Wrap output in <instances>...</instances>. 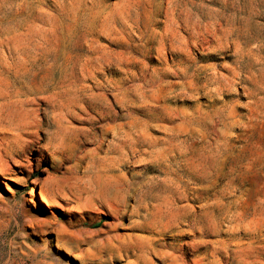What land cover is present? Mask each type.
Segmentation results:
<instances>
[{"label": "rangeland", "instance_id": "374dc122", "mask_svg": "<svg viewBox=\"0 0 264 264\" xmlns=\"http://www.w3.org/2000/svg\"><path fill=\"white\" fill-rule=\"evenodd\" d=\"M0 264H264V0H0Z\"/></svg>", "mask_w": 264, "mask_h": 264}]
</instances>
